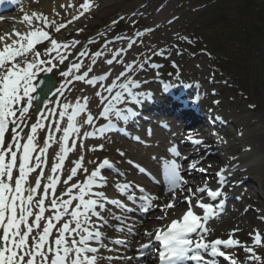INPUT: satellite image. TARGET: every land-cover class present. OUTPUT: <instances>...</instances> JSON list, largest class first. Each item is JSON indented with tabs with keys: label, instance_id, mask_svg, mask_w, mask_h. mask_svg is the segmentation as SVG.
Listing matches in <instances>:
<instances>
[{
	"label": "bare ground",
	"instance_id": "bare-ground-1",
	"mask_svg": "<svg viewBox=\"0 0 264 264\" xmlns=\"http://www.w3.org/2000/svg\"><path fill=\"white\" fill-rule=\"evenodd\" d=\"M76 5L72 7V12L70 14L77 13L81 9V5H79V0H75ZM90 1V0H87ZM62 5H68L67 0H27V9L30 12L31 18H34L32 15L33 12L38 13V14H43L44 16L47 17V19L53 18V15L57 12V9L59 6ZM104 7L107 5L104 4ZM95 7H93L94 9ZM13 12L20 13V9L16 8L13 10ZM88 13V12H87ZM89 13H92V10L89 11ZM88 13V14H89ZM90 15V14H89ZM6 17H4L3 20H5ZM72 18V21L75 22V25H80L81 26V21L76 20ZM58 22L60 19L57 20ZM173 23V22H172ZM173 26H171L168 23H165L164 20L160 19L159 21H156L154 23V26H152L148 32H153L152 34L150 33H142L141 35H137L133 41L126 43L125 45L128 48V51L132 50V53H128L127 57L124 58V61H128L131 57H137L139 55L138 51L139 48L143 49L145 47H149L152 45V42L155 41H160L163 42L168 39L169 31L172 29ZM2 28V27H0ZM1 31V29H0ZM56 32L62 33L65 36H71L69 41H64L63 43L60 44H67L68 47H59L58 49H54L52 51H46V49H52V45L46 47L43 46V41L35 43L34 44V51H38L40 53V58L45 60V61H50V64H44L41 65V68H47L49 66L52 67H58V68H64L67 67L66 71L70 70V73L68 76H62V77H67V78H72L70 82L63 83L65 86L62 89V94H60V100L62 96L66 93L67 99L66 101L59 105L58 108H56V111L58 112L59 110L62 109V106L65 103L69 104H75L74 102L79 101L80 104L86 105L85 110L80 113L76 117V122H77V127L80 128V131L82 128L86 127H91L93 126V120L91 124L84 123L83 121L86 120L87 116L89 114L93 115V119H97L98 117L100 118L101 116L99 115V112L103 111V108L106 106L108 99H110L111 96L115 95L117 91H123V89L120 88L121 84H124L126 82H131V78L134 77L135 74L139 73V70H134L132 72L131 77H127L126 82H121L120 85H118L114 90L109 93V95L101 93L99 90H96V87L102 86V85H107V88L112 85L111 84V79H106L102 84H91L89 81H86L90 77V73L94 72L95 70L103 69L104 64L106 61H108V55L104 54L102 58L99 60L98 66L94 65V63L85 62V59H87L88 55L86 53H78L72 60L67 63V59L74 53L75 51V46L77 43H74L76 41V37H80L82 34L70 30L69 28H63L60 29L59 31L56 30V28L52 29L50 36L56 34ZM23 34V33H22ZM28 33L24 34L23 36H27ZM10 37V36H9ZM12 37H10V41L7 42V40L2 41L0 43V50H2L4 44H11ZM22 43L25 45L27 44V40H21ZM111 40H109L107 43H110ZM19 45H15V47H18ZM107 53V51H106ZM109 54V53H108ZM28 60H32L34 58V55L32 52L27 54ZM64 57L63 62H60V58ZM108 57V58H107ZM74 64H80L81 67L79 69L73 68L72 65ZM183 65H186V67L180 72L179 77H193L194 80H196L198 83L203 82L205 78V73H207V69L205 64L198 60V59H192L189 60L188 63H185ZM98 67V68H97ZM91 69V71H89ZM88 70V71H87ZM64 70V72H66ZM38 72L37 73V78L40 76L42 73ZM116 72V70H115ZM63 73V72H62ZM117 73V72H116ZM120 73V72H119ZM49 74L53 75V77L57 81V76L53 74L52 72H49ZM77 74L79 76H84V79L82 80H77L73 78V76ZM110 75V74H109ZM144 77V75H141ZM97 77V76H95ZM66 78V79H67ZM125 80V79H124ZM146 79L144 83H135L137 85L136 87H133V85H130L128 83V87L131 88L133 93H136L135 91L143 89V93L145 96H151V97H157L158 93L155 92L150 93L151 90H155V86L152 83V80ZM186 82L184 81H177L174 80L173 82H170V85L172 87H177V91L179 92V95L177 96L179 98H184V100L187 103V106L182 107L181 109L177 108L176 104H171L172 102L169 101H163L164 103L161 102V105L158 106L157 110L160 112H168V111H173L174 114L171 115L173 119H178L180 120V123L182 124H190L194 127L192 129V134H195L193 136H197L200 138L201 143L197 144V146H191L188 145V148H192V152H190L189 157L186 160H183L181 162V167H186L188 165L187 163L191 164L194 163L195 167H199V174L195 176L194 180L197 184L199 185H204L205 183L211 187V188H220L221 189V195L219 198L222 199L224 196L230 195L232 191H235V186L236 183L243 179L245 176L248 174L251 175V178L260 186L261 193L255 192L253 189L247 190L244 192L243 197L236 203V204H229L228 201L226 202V197L224 204L222 205L221 210L217 211V213L213 216H211L212 219H214L217 223L216 225H208L209 229V234L212 233L214 238H220V239H228L229 238V233L232 232V230L236 229L232 234V239L239 240L241 243L236 246H231V247H225L223 245L218 246L221 251H224L226 253L225 256H211L210 262L216 263V264H232V259H235L237 261V264H264V126L258 125L255 126L251 131H248L246 134L244 140H248V143H246L244 146H248V149L253 150L254 152L260 154V159L257 164L251 165L249 167H243V168H238L236 171H233L231 173H224V179L221 181L220 176L218 175H213V173H210L209 176H205L206 172H211V169H215L216 171L214 172H219L221 169L227 168L228 166L237 164L239 162H242L248 156L246 154H241V148L236 147L235 145H230L229 147L224 145L223 143H218L215 142V140H211L209 134L204 135L203 133H207L206 130L203 131L204 126H207L208 123L213 122L210 121L211 118L214 120L218 121V118H223L225 119V113L224 112H217L216 107L217 104H222L220 98L218 97H212L210 94H207L206 91L209 89L206 87L205 84L203 85H198L195 88L193 85L190 83L185 84ZM145 84H147L145 86ZM61 88V87H60ZM57 86H54V90L49 94L45 102L42 104L41 109H40V115L42 114L44 116H49V112L46 111V108L49 105V97L52 96V93L54 95L55 92H57ZM106 91V90H105ZM204 91L205 95L202 96L200 92ZM97 92L101 93V96H96L95 94ZM108 92V91H106ZM196 93V94H195ZM198 93V94H197ZM195 95L197 96V99H195ZM125 100L122 103H119L116 105V107L120 108L126 113H129V106L127 107V103L129 105H134L136 104V101L141 100L142 96L138 95L136 97V101L132 100L131 97L128 96V93H124ZM159 96V95H158ZM144 97V96H143ZM160 97V96H159ZM86 98V99H85ZM64 99V98H63ZM59 100V101H60ZM58 101V102H59ZM219 101V103H216ZM63 102V100H61ZM23 103V102H22ZM168 103V104H167ZM200 106H199V105ZM124 105V108H123ZM126 105V107H125ZM201 106L204 107V109H201ZM101 108V109H100ZM138 109V108H137ZM71 111V109H69ZM139 111V110H138ZM136 113L135 110H132L131 114ZM164 116V115H161ZM54 117L52 123L53 125L57 122L58 117L56 115H53L52 118ZM111 117V120L109 121H115L118 123H122L123 121L118 119L116 116L109 114ZM128 117V115H127ZM134 119L132 121L133 124L139 121L140 115H133ZM165 117V116H164ZM39 118V117H38ZM251 117H244L241 118V125L243 127L248 124V121H250ZM132 119H130L131 121ZM226 120V119H225ZM149 122L153 121V124H160V121H163L161 119L160 121H154L149 118ZM229 123V120H227ZM44 124L47 126L48 123L46 124V120L44 121ZM61 124V129L63 127L67 126V119L64 118L63 120L59 121ZM206 122H208L206 124ZM50 123V122H49ZM166 124L170 123H175L174 121H164ZM22 126V125H21ZM156 129V128H155ZM174 133H170L171 136L175 135H180L179 131L177 128H174ZM97 129L94 133V135L91 138L96 139L98 144L96 145L95 148L90 147L91 140L80 137V131L79 132H70L69 134V139L68 141L63 142L65 147L69 148V151L65 154V159L62 162V167L56 172L52 173L51 172V167L53 164L59 163V156L61 155V144L58 142L59 138L63 135L62 130L61 131H56L54 128H50L49 130L46 129H39V134L41 132L48 133V139L47 141L42 144L41 147H44L47 145V152L50 155L51 160H49L48 164L47 161L45 160L44 168L43 171L45 173L44 177H41L42 184H47L49 181L47 180V175H53L57 177L58 179V184L56 188V194L59 195L60 192L66 191V186L64 185L63 181L67 179V175L70 173V170L76 166V162L78 158L83 157V160L80 161V164L83 168H87L89 172H91L93 169L96 168V165L94 162L99 158L102 157V154L110 151L111 149L115 150L116 156H119L120 161L117 162L115 160H112L111 158H108L110 164L113 166L117 167L121 172L125 173V177L122 178L120 176L113 177V175H110V173L107 170H102L103 173L102 175L106 178V180H114L113 183H111L113 186L114 184H122L125 185V182H128L127 185H129L128 188L124 189L123 191L121 190L122 188H118L115 190L114 188H110L105 185L103 182L99 187H96L95 185L92 186L93 192L95 191H103L105 193V196L107 199L104 202L105 208L100 209L97 208L98 211L101 212V216L103 219L99 217H93L94 221V226L95 228H99L100 231L102 232V235H108L109 237H115L117 238V241H123L122 246L123 247H118L115 246V244H104L103 241L100 239L97 241V243H94L92 240L89 241L90 246L96 247L98 249L97 255L99 256V261L98 264H147L148 258L151 256L150 251L148 252V257L141 256V260L137 261V255L140 253L141 249L138 248L141 243L150 240L151 237L146 235L144 232L149 231L153 233V235L156 233L157 229L159 226L163 223L166 222V220L170 219H177L181 217V214L184 212V210L187 209L188 205L182 204L179 201V195H181L183 192L186 191L184 188L183 190H175L176 191V199L178 201L177 205L173 209H166L163 208L162 206L166 203H168L172 199V192L167 189L166 191H158V187H155L154 185H148V183L145 181V179L134 169L136 168L137 165H140L142 167H145L148 171L155 175H159V171L155 168V164H153L156 160H158V153H155L158 149L162 151L160 148L162 146L161 142L156 144L154 147V144H145L147 148L141 149L138 144H141L140 142H134L128 138H123V137H118L115 139L112 137L111 133H106L104 131L102 134L98 131ZM149 130H145L144 133H147ZM159 130H152V135H155L156 133L159 134ZM8 134V131L6 132V135ZM164 135V133H161ZM79 135V136H78ZM143 135V133H142ZM175 135L173 136L175 138ZM12 136V132H11ZM39 136V135H38ZM6 137V136H5ZM49 137H52L50 140ZM168 137V136H167ZM166 137V138H167ZM170 137V135H169ZM182 139L184 136H181ZM73 138V139H72ZM89 138V137H88ZM90 138V139H91ZM172 138V139H174ZM165 141V140H164ZM176 141V140H175ZM75 142L76 146L73 148L72 143ZM143 142V141H142ZM103 145V149L101 150L98 145ZM172 147V146H171ZM217 149V151L221 152L220 155H217L215 157V160L217 161V164H214L211 161V158L209 157L210 154H208V157L206 156L205 158H198L201 157L200 155H204L205 152H207L209 149ZM149 151L147 154L145 151ZM183 150H181L182 152ZM237 153L238 156H231L233 153ZM120 153H124V155H121ZM231 153V154H230ZM240 153V154H239ZM40 153L36 152L33 155H38ZM164 156L163 159L167 158V153L164 152L162 154ZM54 158V159H53ZM103 161V160H102ZM101 161V163H102ZM114 162V163H113ZM116 163V164H115ZM134 163V164H133ZM95 166H94V165ZM133 164V166H131ZM69 166V167H68ZM201 169H204L205 171H201ZM38 171V172H37ZM37 174H34L36 173ZM36 172L32 173L34 176L33 178L39 174V170L37 169ZM32 174H30V178H32ZM86 173H84L81 169L77 170V176L76 178H80L81 181H83L86 177ZM36 178L32 182L33 184L35 183ZM78 180V179H77ZM221 181V183L219 181ZM73 183V181L69 182V184ZM104 184V185H103ZM141 187L145 186V191L147 192L146 196H152V197H158V199H155L152 202L153 204H157V212H154L152 214H147L144 213L143 216L141 214L142 209H135L133 213H127L125 212V205H130L128 202L125 203L123 200V196L125 193H128V195L135 196L136 198L143 196L144 194H141L138 189L140 186ZM171 187V186H170ZM214 189V190H215ZM75 191V190H74ZM38 192L42 193V189L38 190ZM111 195V197L109 196ZM187 195V194H186ZM66 198V197H65ZM209 197L204 194V202L209 201ZM113 201H116V203H113ZM108 202H112L113 204H108ZM48 201L46 199V205ZM220 205V204H219ZM151 206V207H152ZM193 210L200 216L203 215V210L199 209L198 207H195V199L193 200ZM218 206V205H217ZM219 207V206H218ZM217 207V208H218ZM122 213V216L124 214H129L130 215V221L131 222H126L124 221H119L114 217V215L118 216ZM167 213V216L165 219H159L162 215ZM147 214V215H145ZM52 215V209L47 208L45 216ZM209 220H212V219ZM64 219H67L65 217ZM136 219V220H134ZM165 220V221H164ZM31 221V218H30ZM109 224V228L106 227L107 223ZM136 221V222H135ZM56 224H59L60 222L53 221ZM120 222L121 224H118ZM43 223V222H42ZM129 226L130 228H128ZM42 230V229H41ZM146 230V231H145ZM256 230H259L261 234V239L262 243L260 245H255L253 244V238H254V233ZM56 230H53V236H55ZM200 232L198 233V235ZM52 238H50L51 240ZM206 239L210 241V239ZM253 248L254 252L256 255L260 256V260L252 261L249 259V256L252 255L251 253H248L246 251V248ZM138 249V250H137ZM114 255H118L116 257V260L114 259ZM209 257V256H208ZM231 257V259L229 258Z\"/></svg>",
	"mask_w": 264,
	"mask_h": 264
},
{
	"label": "snow or ice",
	"instance_id": "snow-or-ice-1",
	"mask_svg": "<svg viewBox=\"0 0 264 264\" xmlns=\"http://www.w3.org/2000/svg\"><path fill=\"white\" fill-rule=\"evenodd\" d=\"M81 7L87 10L89 5L85 3ZM80 14L82 15L83 12ZM32 15L48 23L47 17L43 14L33 12ZM24 20L30 22V17L26 15ZM65 26L61 23L56 30L59 31ZM15 35L21 37V40H27V44L25 45L21 40H13L11 44H4L2 50H0V264H98L100 259L97 255L98 249L90 246L89 241H99L102 232L95 228L92 218L99 217L103 219L97 208H105L103 201L107 197L103 191L93 192L92 186L98 181L107 183L106 178L102 175V170H106V167L110 169V162L107 158H104L98 167L89 172L87 168H83L80 164L83 157L78 158L76 166L70 170L67 179L63 181L66 191L60 192L59 195L55 191L59 182L57 177L47 175L46 178L49 183L42 184L41 177H44L45 173L41 166L44 163L43 154L47 152L48 148L45 145L38 149L36 133L38 129H46L47 126L37 121L31 125L30 133L22 137L23 128L21 125L26 119L34 99L38 98L35 93L37 91L44 92V87L37 79V73L53 70L52 66L41 68V65L50 64V61L41 59L40 53L34 51L35 42L40 37L47 38L49 33L38 30L32 31L27 36H22L17 31ZM4 39L3 36H0V41ZM50 43L52 49H46V51L68 47L67 44H60L55 39H51ZM74 43H78V41H74ZM15 45L19 46L15 47ZM30 52L34 55L32 60H28L27 54ZM113 59H109L107 63L112 64ZM63 60L64 57H61L60 62L62 63ZM72 67L79 69L81 65L74 64ZM130 67L131 65H129ZM69 73L70 70L61 73V75L68 76ZM120 75L123 76L124 73L121 72ZM75 79L82 80L84 76H76ZM99 79H104V77L100 76ZM89 83H92V81H89ZM128 83L131 82L121 84L120 88L123 91H117L115 95L108 99L103 111L99 112L100 116L107 117L111 114L118 119H127V114L121 108L116 107L117 104L125 100L124 93L127 92L128 96L134 101H136L138 95H145L144 93H133L131 88L128 87ZM115 84L116 81L114 80L106 91L111 93ZM136 86L133 83V87ZM62 89L63 85L60 89H57V92L62 94ZM48 91H51L50 87ZM95 95L99 97L101 93L97 92ZM216 103H219V101ZM85 107L86 105H82L77 101L75 104L65 103L58 112L46 108V111L49 112L47 117L42 114V121L56 115L58 119L52 127L56 131L62 130L63 132L58 141L61 144L60 162L52 165V173H56L62 167L65 154L69 151V148L65 147L63 142L68 141L70 132L80 131V128L77 127L76 117L85 110ZM64 118L67 119V126L61 129L59 121ZM92 120L93 117L89 114L83 122L91 124ZM10 126L12 138L5 145L6 132ZM104 130V127H101L98 131L102 134ZM94 134L84 133V135ZM49 139L51 140L52 137H49ZM21 140H24V142L21 143ZM194 142L196 144L201 143L199 139ZM75 146L76 144L73 142L72 147ZM98 147L102 150L104 146L101 144ZM37 150L40 154L33 155ZM171 151L176 156L180 155L175 148ZM120 154L124 155V153ZM37 169L41 170L33 184L30 174L36 172ZM78 169L87 174L85 179L71 183L68 186L69 182L77 176ZM140 170L144 171V169ZM167 170L172 199L162 207L173 209L178 203L175 190H183L187 185V181L180 174V165L175 159L168 162ZM201 171L205 170L201 169ZM223 172L224 169H221L217 173L221 181L224 179ZM128 187L129 185L125 184L121 190L123 191ZM40 189H42V193L38 192ZM187 193L183 198L184 202L188 204L186 211L180 218L172 219L165 228L157 229L155 233V239L160 242L163 249L159 251V259L162 264H177L178 261L186 258L197 261L199 264V262L204 261L203 253L210 252L213 256L217 254L225 256L226 253L221 251L218 246L231 247L241 243L239 240L231 238L232 234L237 231L236 229L229 233L228 239L216 238L210 241L206 239L209 230L205 227V222L210 216L216 214L218 206L204 202L203 194L215 200L221 195L220 188L214 190L205 183L195 189L188 188ZM46 199L48 201L47 205ZM129 199H134V196H129ZM155 199H158V197L141 196L143 210L146 211L148 207H151ZM194 199L195 207L203 210V216L198 215L193 210ZM113 203H116V201H113ZM222 205L223 201L220 202L219 207H222ZM47 208L52 209V215L45 216ZM126 210L131 211L130 208ZM166 216L167 213L159 219H165ZM65 217L67 219H64ZM116 219H119V217H116ZM54 220L60 223L56 224L53 222ZM89 225H92V227H89ZM54 229L56 230L55 236H53ZM198 230L200 234L193 239L192 234L197 233ZM145 234L150 237L153 235L151 232ZM50 238L52 239L50 240ZM117 242L123 243V241ZM150 243L151 240L142 247L148 248ZM261 243V234L259 230H256L253 244L260 245ZM246 251L252 254L249 256L250 260L261 259L260 256L255 254L253 248H246ZM229 258L231 259V257ZM232 264H237V261L232 259Z\"/></svg>",
	"mask_w": 264,
	"mask_h": 264
},
{
	"label": "rangeland",
	"instance_id": "rangeland-1",
	"mask_svg": "<svg viewBox=\"0 0 264 264\" xmlns=\"http://www.w3.org/2000/svg\"><path fill=\"white\" fill-rule=\"evenodd\" d=\"M15 1H17L16 8H19L21 12H11L5 15V20H0V27H2L0 28V36L5 38L3 41L7 40V42H9L10 37H12L11 41L21 40V37L15 35V32L17 31L23 36L26 33L30 34L32 31L43 30L49 33L48 37H40L35 43L43 41V46L46 47L50 46L51 39L63 43L64 41H69L71 36H65V34L63 35L59 32L50 36L52 29L57 28L63 23L66 25L64 29L69 28L70 30L82 34L80 37H76L75 40L78 41V43L75 46L74 53L67 59V63H69V61L78 53H86L88 57L85 59V62L89 60V62L94 63L96 66H98L100 63L99 60L104 54L108 55V60L115 57L112 64H108L106 61L103 69L95 70L90 73V77L86 79V81H92L91 84H102L106 79H111L112 84L115 80L116 84L113 87L114 90V88L120 85L121 82H126V78L131 77L134 70H139V73L131 78L130 85H133V83L142 84L146 79L152 80L156 89V91L153 89L151 90L150 93H153V95L157 92L162 96L163 87L169 85L170 82H173L174 80H176V82L185 81V84L190 83L194 88L196 86L198 87V85L205 84L209 89L206 91L207 94H210L212 97H219L222 101V104H217L215 107L217 108V112L225 113L226 120L218 118V121H216L211 118L210 121L213 122H206V124H208L207 126H204L203 131L206 130L207 132L204 133V135L209 134L211 140L223 143L228 147L230 145H235L242 149L240 152L241 154L243 153L248 156V158L242 162L224 168L223 174L231 173L238 168L249 167L259 162L260 154L248 149V146H244L248 143V140H244V138L248 131H251L255 126H264V29L262 34L252 36L251 38L243 37L245 39H241L243 40V46L241 53L236 55L238 60H236L234 65L227 70H219L212 62L210 56L204 51L196 50L192 43V34H194L199 27L206 25L211 19L217 18L219 15H222L224 18L237 24V27L240 28V23L244 22V20L240 19L241 16L238 13V9L243 4V0H79V5L82 6L87 3L89 8L85 10L81 7V9L74 14L70 13L72 12V7L76 5V1L67 0L68 5H63V7L59 6L57 12L53 15V18L47 19L48 23H45L43 19H37L36 17L31 18V14L27 9V0ZM104 4L107 6L104 7ZM93 7L95 8L93 9ZM90 10H92V13H89ZM81 12H83L82 15L80 14ZM26 15L30 17V22L24 20ZM74 17H78L75 19L81 21V26L75 25V22L72 21V18L74 19ZM261 17H263L262 21L264 24V15H261ZM58 19H60L59 22L57 21ZM160 19L173 26L167 36L168 39L163 42L154 40L151 46L143 49L139 48V50H137L139 53L137 57H131L128 61H124V58L128 56L127 54L132 53V50L128 51L125 44L133 41L137 35H141L142 33L144 34L147 32L152 34L153 32H148V30ZM245 21V24L249 23V21ZM109 40H111V42L107 43ZM1 42L2 41H0V43ZM192 59H198L206 66L207 73H205L203 82L198 83L193 77H179L180 72L186 67V65L183 64L188 63L189 60ZM129 65H131L130 68ZM64 70L66 71L67 67H53V70L51 71L57 76V88H60L65 81V83H67L72 79L71 77L67 78L61 76V73L64 72ZM119 72H123L124 75L121 76ZM141 75H144V77ZM76 76L79 75L75 74L73 78ZM95 76H103L104 79L96 83L95 80L97 77ZM146 85L147 84H145V86ZM64 87L65 86L63 85V88ZM106 89L107 85L96 87V90L109 95V92L105 91ZM135 92L143 93L144 91L143 89H140ZM200 93L202 96L205 95L204 91ZM143 96L145 97V95ZM143 96L142 98L145 99ZM60 97L61 96L58 92H55L54 95L52 93V96L49 97V105L47 108L56 110V108L63 104L67 99L66 93L61 98L63 102H61ZM163 98L167 101L170 100V97ZM194 98L197 99V96L195 95ZM126 105V108H128V106L129 108L131 107L128 103ZM201 109L203 110L204 107L201 106ZM32 110L33 107L31 106L29 113L21 126L23 128V132L21 133L22 137L30 133L32 124L37 121L44 123L40 116H37L35 119L31 116ZM246 116L251 117V119L248 121V124L243 127L240 121L241 118ZM53 119L54 117H51L46 120V124L48 123L47 130L52 127ZM110 119L111 118L102 116L95 120L93 119L94 122L92 128H82L79 134L80 137L82 139L87 137V139L91 140L90 147L95 148L99 141L94 139L95 137L91 139L88 138L90 136L84 135V133H94L97 129H100L103 123ZM161 119H163V121H160ZM152 120L155 122L160 121V123L167 128L162 127L161 124H156L155 126L153 121H147L145 124L143 123L145 129L149 130V132L144 134L143 142L138 144V146L141 149H145L147 147L143 143L147 145L154 144V147L161 142L162 146L160 148L162 151L158 149L155 152L158 153L159 158L153 163L155 166L157 164L159 166L161 161H165L163 160L164 156L162 154L167 152L171 146V141H173L172 138H166V132L170 130V128L172 129L174 124L171 125L164 123V121L167 122L172 120L159 114L153 117ZM227 120L232 123H229ZM176 124L177 123H175V126ZM176 127L180 133L184 131L181 126ZM152 130H159V132L157 131L159 134L156 133L155 135L157 136L152 135ZM38 131L36 133V142L39 149V147L47 141L48 133L41 132L39 134ZM162 132L164 135L161 134ZM195 137L198 138V135ZM11 138L10 126L8 134L5 137V145L11 141ZM23 142L24 140H21V143ZM37 152L39 153V150H37ZM148 152V150L145 151L146 154ZM220 153L221 152L217 151V149L213 148L209 149L203 156L200 155L201 157L198 158H205L210 154L209 157L211 158V161L214 164H217L215 157L220 155ZM237 153L238 152L233 153L231 156H238ZM104 158H111L117 162L120 161L119 156H116L115 150L111 149L110 151L103 153L102 157H99L94 164L96 165L98 161L103 160ZM43 159L44 163L41 166L42 170L44 164H46L45 160L47 161V164L49 160H51L48 152L43 154ZM193 165L191 166L193 167ZM198 169L199 167H193V171ZM38 170L40 172L41 169ZM212 170L216 171L215 169H211V172H206L204 175L207 177L210 173H213V175L218 173ZM37 172L34 174H37ZM33 176L34 175L32 174V178H30L31 181H34L35 178L37 179V175L34 178ZM76 177L79 176L73 178V183L81 181L80 178ZM189 181L192 183L191 186L199 185L193 182L195 181L194 179H190ZM219 182L221 183V181ZM68 186H70V184ZM234 188L236 192L232 191L230 195L225 196L227 198L226 201H228L229 204H236L247 190L253 189L255 192L261 193L260 186H258V184L251 178L250 174L239 180ZM187 189L188 188H186V191ZM185 194L188 193H182L179 195L180 202ZM225 197L222 200H225ZM158 210L155 209L151 214ZM128 228L130 227L128 226ZM213 236L214 235L210 233L207 235V238L210 240L216 239H213ZM110 239V237L103 236L102 241L105 242V244L112 242L116 246L119 244L118 247H122L121 243L115 241L117 238ZM117 256L118 255L113 256L115 260Z\"/></svg>",
	"mask_w": 264,
	"mask_h": 264
},
{
	"label": "trees",
	"instance_id": "trees-1",
	"mask_svg": "<svg viewBox=\"0 0 264 264\" xmlns=\"http://www.w3.org/2000/svg\"><path fill=\"white\" fill-rule=\"evenodd\" d=\"M263 5L264 0H243V4L238 9L242 17L240 19L244 20L240 23V28L222 15L211 19L192 34L194 48L206 52L219 70L229 69L238 60L236 55L241 53L243 46L241 39L262 34ZM245 20L249 23L245 24Z\"/></svg>",
	"mask_w": 264,
	"mask_h": 264
},
{
	"label": "water",
	"instance_id": "water-1",
	"mask_svg": "<svg viewBox=\"0 0 264 264\" xmlns=\"http://www.w3.org/2000/svg\"><path fill=\"white\" fill-rule=\"evenodd\" d=\"M37 79L41 82V85L44 87V92L37 91L35 93V96L38 98L34 99L32 103L33 110L31 113V116L34 119L37 118L38 114L40 113L42 104L45 102L49 94L54 90V86L56 85V79L53 77V75L49 74L48 71H43ZM49 87L51 88V91H48ZM45 92L47 93L46 95L44 94Z\"/></svg>",
	"mask_w": 264,
	"mask_h": 264
}]
</instances>
